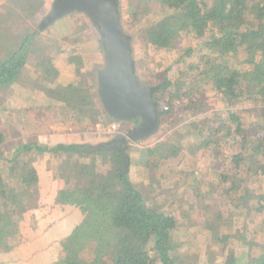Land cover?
Here are the masks:
<instances>
[{
	"label": "trees",
	"instance_id": "obj_1",
	"mask_svg": "<svg viewBox=\"0 0 264 264\" xmlns=\"http://www.w3.org/2000/svg\"><path fill=\"white\" fill-rule=\"evenodd\" d=\"M129 1L133 17L139 18L144 2L152 0ZM156 1L170 12L142 30L149 44L172 48L182 34L207 36L199 44L204 49L199 61L189 64L188 71L194 72L193 86L184 77L176 82L165 79L160 84L154 99L163 111L161 123L172 117L177 99L194 96L184 89L196 87L198 82H210L229 104L254 101V109L261 111L264 119V0ZM12 3L30 16L42 11L40 22L46 16L44 0ZM41 31L39 26L17 31V42L0 56V87L17 82L29 56L35 54L40 56L37 64L45 77H57L58 70L48 58L45 45L35 47ZM192 51L188 48L185 54ZM170 87L174 92L169 93L166 103L172 107L165 109L161 96ZM47 91L77 104L81 112L87 106L97 112L93 94L81 93L79 86L68 84ZM104 112L110 120L128 122ZM130 122L137 124L139 120ZM229 122L219 139L204 137L200 147L220 146L226 139L233 149L230 158L234 168L247 166L252 180L264 177V122L249 129L243 117L233 111L229 112ZM222 127L216 131L220 133ZM4 141L5 134L0 131V166H7L10 178L0 168V264H179L175 254L179 242L174 239L178 219L150 204V199L130 180L124 168L130 159L123 152L109 144L47 146L31 141L18 144L7 157L2 150ZM175 141L169 136L146 148L143 164L154 170L179 156L182 146ZM44 154L61 158L57 174L49 169L45 173V166L37 163ZM99 157L102 169L98 167ZM246 179L237 172L221 176L222 183H228L227 192L237 193L236 208L256 197L258 210H264V191L254 194L255 190L245 185ZM240 190L244 191L238 195ZM224 264H238L234 253L227 256ZM248 264H264V250Z\"/></svg>",
	"mask_w": 264,
	"mask_h": 264
},
{
	"label": "rangeland",
	"instance_id": "obj_2",
	"mask_svg": "<svg viewBox=\"0 0 264 264\" xmlns=\"http://www.w3.org/2000/svg\"><path fill=\"white\" fill-rule=\"evenodd\" d=\"M12 1L0 0V56L17 42V31L33 30L41 23L42 11L30 16ZM44 1L47 14L52 0ZM130 4L129 0H121V15L125 30L134 36L133 52L139 79L162 84L165 79L176 82L184 77L193 86L194 72L188 71L189 64L199 61L204 50L199 44L207 36L185 33L172 48L154 47L144 39L142 30L170 10L152 0L144 2L140 17L134 18ZM44 45L48 58L58 70L56 78L45 77L37 64L40 56L35 54L29 56L17 82L0 87V131L5 134L2 145L5 156L11 157L18 144L31 141L47 146L75 142L86 147H105L108 141L125 135L132 122L110 120L99 99L97 71L104 66L105 54L100 34L90 18L72 13L59 19L41 31L35 47ZM188 48L193 51L187 55ZM68 84L79 86L81 93L93 94L97 112L88 106L81 112L77 104L47 91L59 90ZM188 90L194 96L177 99L172 117L161 123L156 134L130 143L126 150L130 180L145 193L150 204L177 217L179 225L174 239L179 242L175 251L179 264H224L230 253H234L238 264H248L264 250V210H258L256 197L248 200V205L236 208L237 193L227 192L228 183L224 185L221 176L236 172L245 176V185L255 190L254 194L264 191V177L252 180L247 166L240 170L234 168L230 158L233 149L228 140L223 139L220 146L200 145L204 137L217 140L225 133L230 123L229 112L240 114L249 129L264 122L262 112L254 109L255 103L250 100L229 104L210 82H198L196 87L184 89ZM172 92L174 87L161 96V106L165 109L171 106L166 100ZM202 102L204 105L200 107ZM194 122L197 125L193 126ZM220 125L223 127L219 133L216 129ZM169 136L180 142L182 152L150 170L143 164L145 149ZM119 147L123 148L122 144ZM61 162L60 157L45 154L37 160L45 166V173L49 169L53 174H57ZM101 162L99 157L100 169ZM0 168L10 179L7 166L2 164ZM224 236L228 239L223 240Z\"/></svg>",
	"mask_w": 264,
	"mask_h": 264
},
{
	"label": "water",
	"instance_id": "obj_3",
	"mask_svg": "<svg viewBox=\"0 0 264 264\" xmlns=\"http://www.w3.org/2000/svg\"><path fill=\"white\" fill-rule=\"evenodd\" d=\"M74 12L86 14L100 34L105 63L97 71V82L103 109L121 121L139 120L137 127L107 142H124L119 150L127 156L131 142L148 139L161 128L163 111L154 99L160 84L146 83L137 76L134 36L124 28L121 0H54L39 28L46 29ZM128 167L129 160L124 164L126 171Z\"/></svg>",
	"mask_w": 264,
	"mask_h": 264
},
{
	"label": "flooded vegetation",
	"instance_id": "obj_4",
	"mask_svg": "<svg viewBox=\"0 0 264 264\" xmlns=\"http://www.w3.org/2000/svg\"><path fill=\"white\" fill-rule=\"evenodd\" d=\"M138 124H139V122H138L137 124H136V123H132V126H131L128 130L137 127ZM128 130H127V132H128ZM121 136H122V135H121ZM119 144H123V146H124V142H122V141H113V142L110 144V147L119 150Z\"/></svg>",
	"mask_w": 264,
	"mask_h": 264
}]
</instances>
